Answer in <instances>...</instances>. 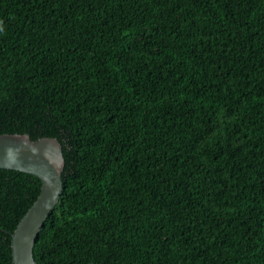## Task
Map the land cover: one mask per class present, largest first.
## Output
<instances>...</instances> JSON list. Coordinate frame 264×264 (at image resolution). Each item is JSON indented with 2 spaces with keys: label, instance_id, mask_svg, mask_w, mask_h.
Masks as SVG:
<instances>
[{
  "label": "trees",
  "instance_id": "1",
  "mask_svg": "<svg viewBox=\"0 0 264 264\" xmlns=\"http://www.w3.org/2000/svg\"><path fill=\"white\" fill-rule=\"evenodd\" d=\"M56 138L36 264H264V0H0V135ZM0 168V264L36 200Z\"/></svg>",
  "mask_w": 264,
  "mask_h": 264
},
{
  "label": "water",
  "instance_id": "2",
  "mask_svg": "<svg viewBox=\"0 0 264 264\" xmlns=\"http://www.w3.org/2000/svg\"><path fill=\"white\" fill-rule=\"evenodd\" d=\"M64 165L62 146L56 138L32 140L27 134L0 135V168L32 174L41 183L36 200L10 233L13 264H36L33 247L61 196Z\"/></svg>",
  "mask_w": 264,
  "mask_h": 264
}]
</instances>
